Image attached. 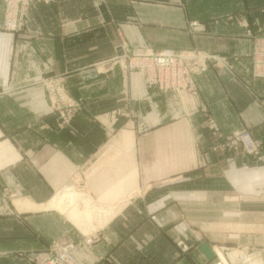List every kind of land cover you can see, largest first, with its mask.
<instances>
[{
  "label": "crops",
  "instance_id": "obj_1",
  "mask_svg": "<svg viewBox=\"0 0 264 264\" xmlns=\"http://www.w3.org/2000/svg\"><path fill=\"white\" fill-rule=\"evenodd\" d=\"M26 10L23 28L6 30L0 0V264L88 236L98 240L75 251L79 264H214L221 253L264 264V78L249 56L264 0H31ZM169 47L232 68L211 65L193 89L162 93L111 63ZM55 75L83 102L65 130L40 81ZM208 117L224 135L249 130L262 159L215 148Z\"/></svg>",
  "mask_w": 264,
  "mask_h": 264
},
{
  "label": "rangeland",
  "instance_id": "obj_2",
  "mask_svg": "<svg viewBox=\"0 0 264 264\" xmlns=\"http://www.w3.org/2000/svg\"><path fill=\"white\" fill-rule=\"evenodd\" d=\"M42 1V0H40ZM45 2V1H43ZM30 3V2H29ZM49 3V2H48ZM4 4H5V13H4V28L6 29L7 26V5L6 2L4 0ZM29 5V4H28ZM28 8V6H27ZM27 10H23L19 12V15L21 17L22 15V24L19 25V28L16 30H11V31H18L21 28H23L24 23H25V14H26ZM195 28V27H194ZM8 30V29H6ZM262 31L261 28H258L257 30H249V36L251 38V42H252V49L250 52V58L252 61V74L254 77L257 78H264L261 76H257L255 72H259V74L264 73V62H259V58H263L264 59V33H260ZM120 39V44L119 46H121L122 48H124L126 46L125 42H123V40ZM261 39V40H260ZM165 50H172L175 54V58L176 60H171L169 59L168 61H154L152 62V66H150V68H148V66L143 64V61H148V59H145L146 56H150V59H154L157 58L159 55L163 54ZM188 51H195V53H200L203 52L204 55L206 56L204 60H202L201 58H197L196 56H192V58H188L186 60V65L188 67V71H185L183 69L182 65H185V63L182 64L181 60H180V55L187 53ZM189 53L185 54L186 56H188ZM121 57H117L111 60L112 64L118 63V62H123V68L125 70H128L129 68H137L139 69L145 76L146 79V83L148 85V87L150 88H156L159 92L165 93L168 91H174V92H179L180 90H186V89H193L196 86L195 83V76L197 74H199L200 72H202L203 70L207 69L209 66L211 65H215L216 67H221L224 68H232L230 65V63L228 62V60H226L224 57L221 56H214L213 54H211L208 51H204V50H197V49H193V50H177L175 48H163L159 51L156 52H136L133 54H130L127 50H124V53H122ZM135 58V59H134ZM135 60H139L141 63H134ZM143 67V68H141ZM169 69H174L176 71H179L181 73H178V79L179 83H186L187 84V88H169L166 87L164 83V81H160V79H165L164 74H161ZM161 74V75H160ZM157 75V76H156ZM191 77V79H189ZM46 87L47 89V97H48V106H49V110H50V114L52 116H54L55 118V126L59 129V130H65L67 128L70 127L71 122L73 117L76 115V113L82 109V105L83 102L80 101L79 99L75 98L74 96H72L65 85V80H64V76H60V75H55V76H48L45 78H42L40 80ZM212 132V135L216 138L217 145L215 146V148L217 149H221V150H234L235 147H233L234 145H232L230 142L232 140V136L234 135L235 132H232L231 134H227L224 135L219 126L213 121L212 118L208 117V124H207ZM47 126V125H46ZM244 131V130H241ZM249 131V130H247ZM239 132V131H238ZM250 132V131H249ZM251 133V132H250ZM252 136V134H251ZM253 137V136H252ZM254 141L257 143L258 146V153L257 154H250L252 156H254V158L261 160V149H260V144L258 142L257 139H255L253 137ZM231 144V145H230ZM230 145V146H229ZM241 148L242 147H239ZM237 148V149H238ZM92 237V236H88L82 239H77L74 240L73 238H66L63 242H69V241H73L75 243L82 241V243L76 248L74 249V254L75 251L83 246V245H91L93 243H95L98 240L97 236H93L96 237L97 239L93 242V243H89L88 241L85 242L84 240ZM63 239V238H61ZM58 239V240H61ZM69 240V241H68ZM54 241L50 242L44 249L49 248ZM182 241H179V245L182 246L183 248V242L180 243ZM44 249L41 250H37V251H22L19 253V256L23 259H26L27 261H29V264H37L34 261V256L39 254L40 252H42ZM223 259H225L228 264H230L229 260L221 253L220 255ZM76 257V256H75ZM220 261V257H218V260L216 262ZM216 262L214 264H216ZM39 264V263H38Z\"/></svg>",
  "mask_w": 264,
  "mask_h": 264
},
{
  "label": "built area",
  "instance_id": "obj_3",
  "mask_svg": "<svg viewBox=\"0 0 264 264\" xmlns=\"http://www.w3.org/2000/svg\"><path fill=\"white\" fill-rule=\"evenodd\" d=\"M31 0H5L6 5H7V26L6 29L8 30H16L19 28V25L22 24V15L20 17L19 12L20 11H25L27 9V6ZM45 2H52L55 0H42ZM261 40V39H260ZM264 41V40H262ZM188 54L186 56L185 54ZM187 53L181 54L180 55V60L183 63L186 62L188 58H192V56H196L197 58H201L202 60L205 59V55L203 52L200 53H195V51L191 52L188 51ZM145 59H148V61H143V64L148 66H152V62L154 61H168L169 59L176 60L175 54L172 50H165L163 54L159 55L157 58H154L153 60L150 59V56H146ZM259 62H264L263 58H259ZM169 62V61H168ZM134 63H141L139 60H135ZM183 69L185 71H188V67L185 63V65H182ZM143 68V67H141ZM144 69V68H143ZM264 72V71H263ZM178 73H181L179 71H176L174 69H169L161 74H164L165 79H160V81H164L163 84L166 85V87L169 88H187L186 83H179L178 79ZM257 73V76L264 77V73L259 74ZM160 74V75H161ZM157 76V75H156ZM191 79V77L189 78ZM231 144L234 145V149H237L238 146L242 147L244 151L250 154H257L258 153V146L257 143L254 141L253 137L251 136V133L247 130L244 131H239L235 132L234 135L231 137ZM230 144V145H231ZM229 145V146H230ZM66 238H63L61 240H55L53 244L47 248L44 249L42 252L34 256V261L35 263L39 264H79L77 261L75 254H74V249H76L82 241L75 243L73 241L69 242H63ZM97 239L96 237H89L85 239V242L93 243ZM182 243V242H180ZM188 247L186 245H183V249L186 250ZM216 264H224V261L220 258V261L216 262Z\"/></svg>",
  "mask_w": 264,
  "mask_h": 264
},
{
  "label": "water",
  "instance_id": "obj_4",
  "mask_svg": "<svg viewBox=\"0 0 264 264\" xmlns=\"http://www.w3.org/2000/svg\"><path fill=\"white\" fill-rule=\"evenodd\" d=\"M200 250L206 255L207 258L212 259L215 256V252L206 241L202 242L199 246Z\"/></svg>",
  "mask_w": 264,
  "mask_h": 264
},
{
  "label": "bare ground",
  "instance_id": "obj_5",
  "mask_svg": "<svg viewBox=\"0 0 264 264\" xmlns=\"http://www.w3.org/2000/svg\"><path fill=\"white\" fill-rule=\"evenodd\" d=\"M218 256L224 261V264H228V262L225 259H223L219 254H218Z\"/></svg>",
  "mask_w": 264,
  "mask_h": 264
}]
</instances>
